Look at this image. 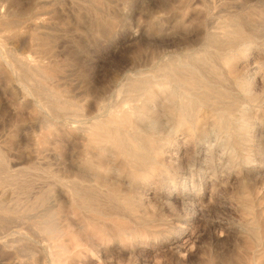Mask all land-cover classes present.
<instances>
[{
  "label": "rangeland",
  "instance_id": "rangeland-1",
  "mask_svg": "<svg viewBox=\"0 0 264 264\" xmlns=\"http://www.w3.org/2000/svg\"><path fill=\"white\" fill-rule=\"evenodd\" d=\"M31 1L0 0V13L13 17ZM73 1L57 0L46 8L51 27L39 45L27 33L1 48H13L30 61L54 58L47 70L65 75L55 83L63 96L75 85L86 88L89 83L103 92L96 106L91 96L78 99L85 111L104 115L107 103L123 101L120 89L132 73L156 70L169 55L202 54L226 43L231 57L209 58L225 73L223 83L233 90L237 105L226 129L204 124L210 116L203 111L199 118L207 133H170L169 114L162 110V175L127 185L122 176L111 174L105 183H95L92 200L100 208L89 214L92 221L62 199L60 209L38 222V228L57 244L66 240L67 247L42 246L47 258L43 264H264V0ZM0 27L2 40L6 32ZM226 31L228 37L219 36ZM9 64L0 62L2 163L11 172L38 165L35 157L45 138L55 152L43 150L42 168L67 174L73 152L69 138L80 139L82 132L68 129L76 124L66 119L52 127L35 122L44 112L39 97L27 91L29 73ZM202 67L215 76L208 64ZM236 77L244 81L247 93L234 85ZM114 192L139 200V212L128 211ZM15 260L0 249V264Z\"/></svg>",
  "mask_w": 264,
  "mask_h": 264
},
{
  "label": "bare ground",
  "instance_id": "bare-ground-1",
  "mask_svg": "<svg viewBox=\"0 0 264 264\" xmlns=\"http://www.w3.org/2000/svg\"><path fill=\"white\" fill-rule=\"evenodd\" d=\"M55 1L57 0H32L27 8L23 7L13 17L9 16V12L0 13V26L6 32L4 39H0V62L8 63L9 60V65L15 68L24 67L28 71L30 83L28 87L24 86L35 99L39 97V106L44 112L42 117H37L34 121L52 127L66 119L76 124L67 126L68 129L74 128L82 132L81 140L77 137L69 138L73 152L67 174H62L58 168H42L45 165V159L41 157L43 150L55 152L52 143L49 147L46 144L49 141L45 138L39 142L44 149H40L35 157L38 165L27 170L11 172L0 157V249L11 252L16 259L13 264H43L47 258L42 246L48 245L53 250L67 247L66 240L57 244L53 242L54 238L50 240L38 228V222L48 219L60 209L62 199L73 202L92 221L94 219L89 214H98L100 208L96 205L98 210L95 209L92 200L91 188L95 183H105L111 174L122 176L127 185L144 183L150 176L162 175L163 162L159 156L162 140L166 138L162 135L165 125L162 110L169 114V121L166 123L170 133H178L182 129L204 130L203 133H207L202 125L204 122L199 118L203 111L208 110L210 116V120L204 124L219 125L226 129L234 121L231 108L237 105L232 96L233 90H229L223 83L226 81L225 73L219 69L215 60L213 63L209 58L211 54L221 60L231 57V48L226 47V43L224 47L215 46L216 49L213 50L207 47L202 54L167 55L168 58L158 69L132 73L128 82L120 89L125 96L123 101L107 103L104 115L98 110L85 111L81 104L83 100L78 99L91 96L96 106L103 98V92L89 83L86 88L80 84L79 87L75 85L63 96L55 83L65 79V75H55L47 70L51 68L54 58L36 56L30 61L28 58L19 57L13 48H1L5 41L18 39L27 33L32 34L36 45H39L42 40L40 36H47L51 27L50 11L46 8ZM218 34L223 38L230 35L227 31ZM206 64L209 65V71L211 69L215 74L214 77L206 74L207 71L202 67ZM234 82L240 91H249L244 81L237 78ZM154 88L159 91L154 92ZM70 132L73 136L74 133L71 130ZM74 138L78 144L76 150L71 141H75ZM114 196L127 205L128 211L139 212V200L134 201L127 195L121 196L115 192ZM101 215L105 216L99 214Z\"/></svg>",
  "mask_w": 264,
  "mask_h": 264
}]
</instances>
